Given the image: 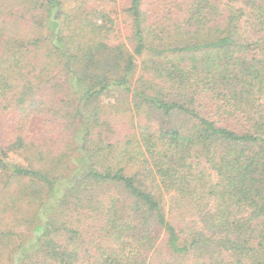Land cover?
<instances>
[{
	"label": "trees",
	"instance_id": "16d2710c",
	"mask_svg": "<svg viewBox=\"0 0 264 264\" xmlns=\"http://www.w3.org/2000/svg\"><path fill=\"white\" fill-rule=\"evenodd\" d=\"M0 264H264V0H0Z\"/></svg>",
	"mask_w": 264,
	"mask_h": 264
},
{
	"label": "rangeland",
	"instance_id": "374dc122",
	"mask_svg": "<svg viewBox=\"0 0 264 264\" xmlns=\"http://www.w3.org/2000/svg\"><path fill=\"white\" fill-rule=\"evenodd\" d=\"M115 26H117V27H116L117 30H118L119 28L122 30V26H123V24H122V21H121L120 18L116 19V21H115ZM113 120H114V123H113V124H114V127L116 128V130L120 129V127H121L122 125L125 126L126 129H127V126L129 125V124H128V123H129V120H128L127 118L123 119V122H122V123L118 122V119L115 120V118H114Z\"/></svg>",
	"mask_w": 264,
	"mask_h": 264
}]
</instances>
